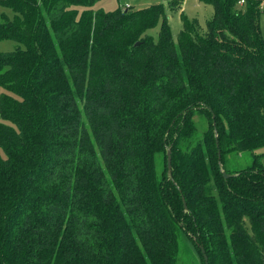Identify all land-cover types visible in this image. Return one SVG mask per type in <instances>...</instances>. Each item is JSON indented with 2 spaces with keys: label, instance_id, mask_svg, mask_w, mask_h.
<instances>
[{
  "label": "trees",
  "instance_id": "obj_1",
  "mask_svg": "<svg viewBox=\"0 0 264 264\" xmlns=\"http://www.w3.org/2000/svg\"><path fill=\"white\" fill-rule=\"evenodd\" d=\"M100 1L0 0V264H264V1Z\"/></svg>",
  "mask_w": 264,
  "mask_h": 264
},
{
  "label": "rangeland",
  "instance_id": "obj_2",
  "mask_svg": "<svg viewBox=\"0 0 264 264\" xmlns=\"http://www.w3.org/2000/svg\"><path fill=\"white\" fill-rule=\"evenodd\" d=\"M162 1L163 0H101L98 2L97 7H100L105 11H113L119 7H125L128 5L131 8L130 10H141L149 7L150 5L162 3ZM181 13L189 19H197L200 31L205 32L207 21L213 17L214 12L212 6L206 4L203 0H183L180 11L168 13V23L171 28L172 38L175 42L177 41L178 33L182 29V22L180 19ZM1 14L7 15L9 18L13 17V12L10 9L4 8L0 5V15ZM158 32L159 25L148 31V34H150L154 40H157ZM17 46L18 44L13 41H0V52H11ZM1 91L2 90L0 89V92ZM255 153H264V147L256 150ZM237 161L250 162L251 158L246 154ZM198 258V253L190 240L182 236L180 239L179 264H197Z\"/></svg>",
  "mask_w": 264,
  "mask_h": 264
},
{
  "label": "water",
  "instance_id": "obj_3",
  "mask_svg": "<svg viewBox=\"0 0 264 264\" xmlns=\"http://www.w3.org/2000/svg\"><path fill=\"white\" fill-rule=\"evenodd\" d=\"M137 45H138V43L135 44V46H137ZM211 117H212V120H213V123H214V115H213L212 112H211ZM219 155H220V153L218 151V156ZM167 170H168V174L171 176V156H170V150L167 151ZM223 176L225 178L228 177L225 173H223ZM182 201H183V206L186 209V205H185V202H184V199L183 198H182ZM200 250H201L202 256L204 258V264H208L207 257H206V255L204 253V250L202 248H200Z\"/></svg>",
  "mask_w": 264,
  "mask_h": 264
},
{
  "label": "built area",
  "instance_id": "obj_4",
  "mask_svg": "<svg viewBox=\"0 0 264 264\" xmlns=\"http://www.w3.org/2000/svg\"><path fill=\"white\" fill-rule=\"evenodd\" d=\"M244 5V0H239L238 1V6H243ZM125 7H129L128 5H126Z\"/></svg>",
  "mask_w": 264,
  "mask_h": 264
},
{
  "label": "crops",
  "instance_id": "obj_5",
  "mask_svg": "<svg viewBox=\"0 0 264 264\" xmlns=\"http://www.w3.org/2000/svg\"><path fill=\"white\" fill-rule=\"evenodd\" d=\"M164 1V0H163ZM182 2H183V0H182ZM182 6V5H181Z\"/></svg>",
  "mask_w": 264,
  "mask_h": 264
}]
</instances>
